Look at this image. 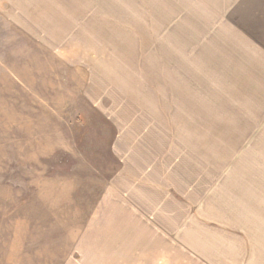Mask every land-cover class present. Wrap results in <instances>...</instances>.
<instances>
[{"label":"rangeland","instance_id":"obj_1","mask_svg":"<svg viewBox=\"0 0 264 264\" xmlns=\"http://www.w3.org/2000/svg\"><path fill=\"white\" fill-rule=\"evenodd\" d=\"M236 25L264 0H0V264H264Z\"/></svg>","mask_w":264,"mask_h":264},{"label":"crops","instance_id":"obj_2","mask_svg":"<svg viewBox=\"0 0 264 264\" xmlns=\"http://www.w3.org/2000/svg\"><path fill=\"white\" fill-rule=\"evenodd\" d=\"M246 1H251V0H246ZM216 2L217 1H215V3L213 2V4L216 5ZM43 4H48V3H43ZM211 6H212V4H211ZM211 11L212 12L215 11L216 16L219 15L218 17L220 18V11L218 12V14H217V10H211ZM251 21H253V20H251ZM249 25H251V27H253L255 24L250 22ZM230 30L231 31H228V33H227L228 38H229V42L231 43L233 40V41L237 42L236 45L237 44L241 45V47L239 48L240 50L236 53L240 54V53H242L240 51L245 49V52L243 53V54H245L244 55L245 58L243 57L244 61L250 62L251 67H257L258 68V66H260L261 70L256 71V73H260L264 77V48H263L264 40H261L258 42L256 41V45H255L248 37H246V38L244 37V30H245L244 26H237L236 25L235 28H231ZM223 39H225V43L228 42L226 40V38H223ZM259 49H260V51H258ZM238 60H240V62H242V60L239 57H238ZM235 63L239 64L237 61ZM224 73H225V76L228 77V75L226 74L225 71H224ZM150 208H153V206ZM148 212H150L151 214H154V212L151 210ZM148 212H147V214H148ZM151 219H153V218H151ZM163 228L164 227L161 228V230H163L161 234L166 235V237L171 238V239H173V238L176 239L177 236H179V238L182 239V232L180 231V229L178 227H174L172 225V226L168 227L167 229H163ZM173 230L176 231V233ZM182 230H184V229H182ZM153 236H154V232H153V235H151V237H153ZM183 243L185 245L187 243L184 238H183Z\"/></svg>","mask_w":264,"mask_h":264}]
</instances>
